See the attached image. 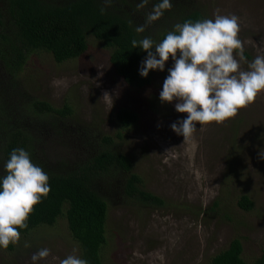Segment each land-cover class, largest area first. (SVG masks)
<instances>
[{"label": "rangeland", "instance_id": "374dc122", "mask_svg": "<svg viewBox=\"0 0 264 264\" xmlns=\"http://www.w3.org/2000/svg\"><path fill=\"white\" fill-rule=\"evenodd\" d=\"M197 3L209 19L216 13L239 16L245 53L252 59L264 53V0ZM88 42L82 57L62 64L51 54L30 55L21 77L36 97L57 108L69 104L78 122L116 138L143 188L166 202L161 209H144L112 196L104 264H211L234 238L241 240L243 258L252 264L264 250V159L259 156L264 153V93L221 124L200 129L197 124L194 135L184 140L170 125L187 114L175 111V101L159 99L171 58L164 72H153L148 88L137 90L116 75L110 50L93 38ZM120 108L138 114L136 128L121 129ZM243 196L253 202L251 212L239 207ZM41 248L51 254L39 264L81 256L61 217L0 249V264H31V255Z\"/></svg>", "mask_w": 264, "mask_h": 264}, {"label": "trees", "instance_id": "16d2710c", "mask_svg": "<svg viewBox=\"0 0 264 264\" xmlns=\"http://www.w3.org/2000/svg\"><path fill=\"white\" fill-rule=\"evenodd\" d=\"M140 2L0 0V175L11 150L24 148L48 173L50 185L47 198L34 206L28 228L20 230V236L51 227L65 217L89 264H104L112 196L144 209H161L166 202L143 188L116 138L78 122L69 104L57 108L36 97L21 76L30 55L51 54L62 64L82 57L89 49L88 39L93 38L111 51L110 64L125 84L137 90L148 88L154 71L147 78L139 75L147 53L132 49L131 40L149 36L158 43L175 24L206 15L197 0H171L170 10L146 24V16L158 0H149L137 9ZM101 7H105L103 13ZM140 25H145V31L136 33L134 29ZM245 57L252 59L247 53ZM116 117L124 131L138 126L139 116L131 110L120 108ZM118 137L123 138L122 134ZM238 205L246 212L254 209L247 196ZM211 264H247L241 240L234 238ZM252 264H264V250Z\"/></svg>", "mask_w": 264, "mask_h": 264}, {"label": "clouds", "instance_id": "9594fccd", "mask_svg": "<svg viewBox=\"0 0 264 264\" xmlns=\"http://www.w3.org/2000/svg\"><path fill=\"white\" fill-rule=\"evenodd\" d=\"M112 0H104L111 5ZM149 0H141L137 9ZM172 7L171 0H158L146 16V24L160 19ZM101 13L105 7H101ZM143 33L145 25L135 27ZM240 17L235 14H214L213 18L177 23L158 43L151 37L131 40L132 49L147 53L138 70L142 78L150 71L164 72L166 62L172 65L159 92L162 103L175 101V111L186 113L170 127L184 140L212 123L221 124L234 117L242 108L252 105L264 93V53L251 61L245 57V42L241 40ZM154 49V51H153ZM247 64V68L242 65ZM54 83H56L54 81ZM104 96H109L105 93ZM261 159L264 153L259 152ZM0 175V249L20 241V230L28 228V218L34 206L50 192L49 175L36 164L28 150L14 148ZM28 246L27 244L25 245ZM50 249L41 248L31 255V264L49 257ZM59 264H89L86 258L69 254Z\"/></svg>", "mask_w": 264, "mask_h": 264}]
</instances>
